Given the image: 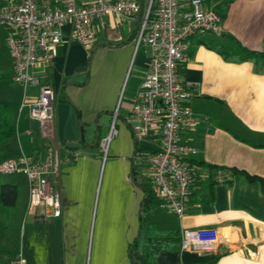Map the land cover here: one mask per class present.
Wrapping results in <instances>:
<instances>
[{
  "label": "crops",
  "instance_id": "obj_1",
  "mask_svg": "<svg viewBox=\"0 0 264 264\" xmlns=\"http://www.w3.org/2000/svg\"><path fill=\"white\" fill-rule=\"evenodd\" d=\"M136 1L141 11L135 18L110 15L93 22L90 49L75 41L71 26L64 25L55 56L37 68L55 94L63 211L58 218H44L39 206L28 209V184L16 183L17 202L8 212L10 217L24 216L26 264H130L129 250L140 249L149 225L179 233L183 228H216L223 240L211 254L183 251L180 246L162 250L154 264L192 263L215 255L212 264H264V191L258 179L245 175L264 179V67L226 61L210 48L232 37L248 49L264 51V0H202L205 8L221 14L223 32L196 34L188 40V58L180 64L178 76L195 83L197 93L190 101L195 121L182 132V139L196 149L190 160L200 171L210 172L212 165L237 172L227 182L209 179L196 185L182 217L160 205L144 214V192L135 181L139 176L149 179V167L138 158L136 146L155 149L159 144V134L137 140L131 129V108L152 56L147 44H136L139 17L151 0ZM3 3L0 0V6ZM188 8L189 0H179L180 11ZM10 61L9 69H0L10 74L0 81V101L19 105L24 98L34 99L37 87L24 90L12 81L11 56ZM115 110L118 133L104 157L98 143ZM14 119L15 135L2 151L39 161L49 143L38 123L26 108H17ZM72 152L77 158L66 161Z\"/></svg>",
  "mask_w": 264,
  "mask_h": 264
},
{
  "label": "built area",
  "instance_id": "obj_2",
  "mask_svg": "<svg viewBox=\"0 0 264 264\" xmlns=\"http://www.w3.org/2000/svg\"><path fill=\"white\" fill-rule=\"evenodd\" d=\"M141 6L136 0H94L77 4L75 0L39 3L38 0H4L0 6V27L7 30V44L13 60L11 79L24 90L37 87L34 99L24 98L18 105L39 126L49 149L39 161L20 153L0 162V173H24L28 180L27 208H41L44 218L62 215L59 188L60 158L55 134L54 91L41 80L38 66L49 62L62 42L63 26H71L75 41L90 49L94 40L93 22L116 15L135 18ZM221 16L203 6L202 0H189V8L179 10V0H151L139 17L136 44H147L152 52L149 70L143 77L131 108V129L137 140L159 134L156 152L140 156L149 167V180L159 205L182 217L188 207L192 189L211 179L227 182L228 169L200 171L190 160L196 149L182 139V132L195 121L190 101L197 93L196 84L178 76L181 63L188 58V40L196 34L223 32ZM117 111L113 113L107 134L99 140L103 156L117 135ZM70 153L66 161L75 160ZM222 239L216 228H183L180 250L211 254ZM10 264H26L22 242Z\"/></svg>",
  "mask_w": 264,
  "mask_h": 264
},
{
  "label": "trees",
  "instance_id": "obj_3",
  "mask_svg": "<svg viewBox=\"0 0 264 264\" xmlns=\"http://www.w3.org/2000/svg\"><path fill=\"white\" fill-rule=\"evenodd\" d=\"M221 15V14H220ZM210 48L217 51L224 60L231 62L250 61L257 62L264 67V51H255L241 45L232 37H226L223 43L210 45ZM10 74L0 71V81L8 79ZM18 105L9 101H0V162L11 158L12 156L2 151L5 145L16 132V122L14 119L15 110ZM156 148L146 146H136L135 153L139 156H144L156 152ZM210 172L220 167L209 165ZM223 169V168H221ZM231 173L237 172L236 169L227 168ZM241 171V170H240ZM135 170L133 171V173ZM249 180L258 179L261 183L262 191H264V179L255 175L245 173ZM139 188L144 192L142 200V212L148 214L159 205V200L156 197L149 179H135ZM19 193V187L16 183H0V211L3 208L10 210L16 205ZM180 246V233L177 230L162 231L154 225H149L146 236L140 249L132 246L129 250L130 264H154L157 256L162 250H178ZM218 255L210 258H205L200 261L185 263V264H212Z\"/></svg>",
  "mask_w": 264,
  "mask_h": 264
},
{
  "label": "rangeland",
  "instance_id": "obj_4",
  "mask_svg": "<svg viewBox=\"0 0 264 264\" xmlns=\"http://www.w3.org/2000/svg\"><path fill=\"white\" fill-rule=\"evenodd\" d=\"M0 27V69L6 70L10 66V56L7 47L8 33ZM7 80V79H6ZM3 84H0V90ZM1 95V92H0ZM28 184L24 173H0V183ZM13 210V209H12ZM15 212V211H13ZM24 216L20 214L9 215L8 209L0 211V264H8L9 260L14 259L18 253L20 242H22L21 231L24 229Z\"/></svg>",
  "mask_w": 264,
  "mask_h": 264
}]
</instances>
